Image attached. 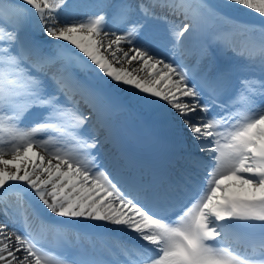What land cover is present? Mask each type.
Wrapping results in <instances>:
<instances>
[{"label":"snow or ice","instance_id":"snow-or-ice-1","mask_svg":"<svg viewBox=\"0 0 264 264\" xmlns=\"http://www.w3.org/2000/svg\"><path fill=\"white\" fill-rule=\"evenodd\" d=\"M223 6L264 19V0ZM256 31L207 0H0V264H264V80L235 63L264 72ZM90 72L172 132L175 178L130 177L104 151L116 103Z\"/></svg>","mask_w":264,"mask_h":264},{"label":"bare ground","instance_id":"bare-ground-1","mask_svg":"<svg viewBox=\"0 0 264 264\" xmlns=\"http://www.w3.org/2000/svg\"><path fill=\"white\" fill-rule=\"evenodd\" d=\"M110 0L111 4L118 3ZM133 4L137 2V0H131ZM207 3L210 7L214 8L217 11L224 12V15H227L232 18H237L242 16V21L240 22L244 25H251L256 27L264 26V19H262L258 14H255L252 11L245 10L241 7L233 6V7H224L223 0H207ZM113 9L109 8L108 12L111 15ZM217 26H220L219 21L216 22ZM258 24V25H257ZM161 37L165 36L163 26H159V33ZM259 31L253 32L251 34L250 39L247 41V45H257L253 39L255 36L260 35ZM234 39L240 44L244 37L240 36L238 33L234 34ZM196 41L190 42V44H194ZM244 46V45H241ZM188 63H192L193 60L190 58L187 60ZM236 73L243 79H252V80H264V72L261 71L258 62L256 64L247 66L244 64L242 60H236ZM221 66V61L216 58L209 57L203 61V68L210 69L212 72L217 71V69ZM94 74V73H89ZM96 76V75H95ZM92 85V84H91ZM95 86H100L98 83ZM107 89V87H106ZM114 89H123V88H113ZM109 90V88H108ZM107 90V91H108ZM111 92V90H109ZM111 95V93H110ZM111 97L114 99L116 103V108L112 117L113 125V138L112 142L107 144L108 153L117 158H123V161L126 165V173L133 178L142 179L144 181H149L153 178V174L157 173L158 176L165 174H174L175 172L171 168H177L178 170L181 168L182 162L179 161L176 157V153L171 149L168 145L169 143L175 142L174 139L169 138L167 133L164 131L165 127L160 123L154 124L147 123L144 117L143 120L139 119L138 114L136 113L137 109H134L136 105L129 104L127 101L130 96H122L116 95V97ZM259 100V96L256 97ZM139 107V106H138ZM137 108V107H136ZM133 111L128 112V116H132L133 120L130 122L124 120L123 123L118 124V117H122L123 110ZM26 121H29L25 118ZM57 135L56 133L54 136ZM176 146V145H175ZM106 147V146H104ZM130 149V153H126L125 149ZM106 149V148H105ZM172 151L170 154L167 152ZM166 152V153H164ZM162 155V156H161ZM145 159L143 160V157ZM11 158V157H10ZM178 172V171H177ZM177 174V173H176ZM133 175V176H132ZM152 175V176H150ZM176 176V175H175ZM1 191V190H0ZM16 198V197H15ZM95 223V222H91ZM81 232L79 242L84 243L86 246L89 244V237L91 240L95 242L98 246L99 243H105L107 240H103L101 238V234L98 233H87L85 234L83 229H78ZM43 238H50L51 241H46V246L55 247V250L59 251L61 255L68 253L69 255L73 252V249L67 248H59L57 246V241H62V237L58 236L56 233L48 231L44 232ZM69 238L75 242L76 236L75 234H69ZM125 238V237H124ZM127 240V238L125 239Z\"/></svg>","mask_w":264,"mask_h":264},{"label":"rangeland","instance_id":"rangeland-1","mask_svg":"<svg viewBox=\"0 0 264 264\" xmlns=\"http://www.w3.org/2000/svg\"><path fill=\"white\" fill-rule=\"evenodd\" d=\"M114 2H117L118 0H113ZM221 13H223L224 14V12H221ZM239 17H241V18H243L242 16H239ZM125 50H127V46H125ZM107 54V53H106ZM133 64L134 65H136L137 67H139V65H138V63L137 62H133ZM117 66H120V65H117ZM123 66L125 67V68H129L130 67V65H128L126 62L123 64ZM141 75H143V73H141ZM87 82L91 85H93V86H95V84H99L100 86H103V87H107V89L106 90H108V88H109V90H111V92L108 90V92L109 93H111V95L113 96V97H116V95L118 94V95H122V96H130L131 95V92H132V90L131 89H129V88H123V89H114L113 90V88H111L110 86H108L107 84H106V82L105 81H102V80H100V79H98L96 76H95V74H88V77H87ZM137 107V108H136ZM134 109H137L136 110V113L138 114V116H139V119H141V120H143L142 118L144 117V115L148 112V111H146L145 109H143V108H141V107H138V106H136ZM123 112L125 113V114H123V116L122 117H118V119H117V121H118V124L119 123H123V121L124 120H126V121H128V122H130L131 120H133V117L132 116H128V112H133L132 110L131 111H129V110H123ZM134 113V112H133ZM22 123H26V124H30V123H32V121L31 122H28V121H26V119H25V121H23ZM153 123L154 124H157L158 122L153 118ZM166 133H167V135L169 136V138H171V139H174L173 138V134H172V132L168 129V128H166L165 127V130H164ZM55 133H53L52 135H54ZM171 143H173V144H175L177 147H178V150H179V146L175 143V142H172L171 141ZM169 146H170V143L168 144ZM106 147H104V151L106 152V153H108V147H107V144L105 145ZM171 147V146H170ZM106 148V149H105ZM93 151H95V150H93ZM164 153H166V152H164ZM11 156H6L5 158L6 159H11L10 158ZM46 158H50V157H46ZM57 161H55V160H53V163H56ZM175 173L172 175V176H175L176 175V173H177V171H178V169L177 168H171ZM2 191V190H1ZM8 200H9V202H12L13 204H15V201H16V198H15V196H12V195H10L9 197H8ZM34 207H35V205H33ZM36 229H37V232L39 233V226L37 225L36 226ZM40 235H41V238H42V240L44 241V243H45V245H46V241H51L52 239H50V238H48V239H46V238H43V234L44 233H39ZM125 237V238H124ZM127 237L126 236H124L123 234H121V238H120V240H119V242H121V243H123L124 241H126L125 239H126ZM128 239V238H127ZM82 243V242H81ZM105 243H107V244H115V243H117V239L115 238V237H110V238H108V241H106ZM129 243H131V241H129ZM82 244H84V243H82ZM85 245V244H84ZM88 245V244H87ZM101 245V243H99L98 244V246H100ZM86 246V245H85ZM55 247L56 246H54L53 245V249H55ZM87 247V246H86ZM73 251H74V249H73Z\"/></svg>","mask_w":264,"mask_h":264}]
</instances>
